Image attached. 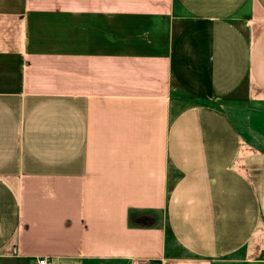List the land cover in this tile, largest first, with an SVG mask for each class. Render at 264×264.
<instances>
[{"label":"crops","instance_id":"1","mask_svg":"<svg viewBox=\"0 0 264 264\" xmlns=\"http://www.w3.org/2000/svg\"><path fill=\"white\" fill-rule=\"evenodd\" d=\"M264 264V0H0V264Z\"/></svg>","mask_w":264,"mask_h":264},{"label":"built area","instance_id":"2","mask_svg":"<svg viewBox=\"0 0 264 264\" xmlns=\"http://www.w3.org/2000/svg\"><path fill=\"white\" fill-rule=\"evenodd\" d=\"M38 264H47V260L46 259H40ZM148 264H162V263L159 261L153 260V261H150Z\"/></svg>","mask_w":264,"mask_h":264}]
</instances>
